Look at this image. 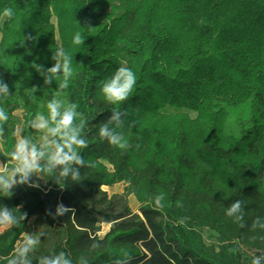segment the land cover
I'll return each instance as SVG.
<instances>
[{"label": "trees", "instance_id": "trees-1", "mask_svg": "<svg viewBox=\"0 0 264 264\" xmlns=\"http://www.w3.org/2000/svg\"><path fill=\"white\" fill-rule=\"evenodd\" d=\"M0 32V78L11 90L0 100L9 114L4 168L13 163L18 127L38 143L28 121L47 113L59 89L32 65L52 67L61 47L73 57L61 98L87 118L81 154L94 164L79 182L33 177L39 187L0 197L27 213L16 226L0 225V264H44L61 251L72 264H264V254L241 247L264 218V0H0ZM77 32L81 46L72 43ZM120 67L136 84L113 105L101 86ZM202 104L210 142L193 150L185 120ZM113 109L127 113L118 129L126 151L99 138ZM119 183L123 194L103 189ZM130 196L141 202L138 212ZM237 200L241 212L228 216ZM59 204L67 209L55 216ZM33 233L44 235L21 255Z\"/></svg>", "mask_w": 264, "mask_h": 264}, {"label": "clouds", "instance_id": "clouds-1", "mask_svg": "<svg viewBox=\"0 0 264 264\" xmlns=\"http://www.w3.org/2000/svg\"><path fill=\"white\" fill-rule=\"evenodd\" d=\"M13 15V9H4V17L11 19ZM84 41L85 37L77 32L72 43L81 46ZM52 59L55 63L50 68L35 63L32 67L43 76L44 84L51 85L53 81H58L59 90L47 102V113H37L33 119L28 121L29 129L42 134L38 143L32 136L24 135V129L19 130V135L14 134L15 144L10 153L13 163L7 168L0 167V197L11 198L14 195V188L20 185L39 187L33 177L54 178L57 183L60 180H63L64 183L68 180L79 182L81 181V169L94 167V164L91 161H86L81 154V150L88 146L85 136L87 118L78 111L76 103L66 102L61 98L73 77V57L61 47L53 53ZM61 74L62 80L60 79ZM135 84V73L127 67H120L109 80L102 84L101 92L108 103L119 105L130 97ZM37 90V86L31 87L29 95L34 98ZM10 94L11 90L8 84L0 78V100ZM126 115V112L113 109L108 121L99 128L101 140H106L111 146L124 151L131 145L118 129L123 127L122 117ZM8 120V112L0 106V138L5 135L4 125ZM163 199V194L156 197L158 207H163L161 203ZM241 204L240 200L232 203L227 215L239 214ZM177 206H181L179 202ZM16 209L19 211V207ZM65 209L67 208L63 204H59L55 216L63 215ZM26 218V212H19L17 215L13 208L0 204V225L16 226ZM42 235L44 233H40L35 238L30 235L22 246L20 254L26 255L35 248L40 243L39 236ZM44 264H72V261L65 252L61 251L59 254L45 257ZM253 264H257L255 258Z\"/></svg>", "mask_w": 264, "mask_h": 264}, {"label": "rangeland", "instance_id": "rangeland-1", "mask_svg": "<svg viewBox=\"0 0 264 264\" xmlns=\"http://www.w3.org/2000/svg\"><path fill=\"white\" fill-rule=\"evenodd\" d=\"M57 23V19L54 18L53 19V24ZM2 40V33L0 32V44ZM59 43H60V39L58 38ZM203 104L200 105L197 109V111H192L189 112V114L187 115V118L185 120V123L188 126V130L190 133V144L193 148V150H196L198 148H202L205 147L206 145L209 144L210 142V135L211 132L208 129L207 123H205L204 117H203ZM19 117H21L20 112L16 113ZM17 135H19V130L20 127L17 128ZM41 133H39V137H38V142L40 140L41 137ZM0 167H4L1 160H0ZM211 167H213V165H211ZM213 169L216 172L215 167H213ZM217 173V172H216ZM217 175H219L217 173ZM109 196H113V195H120L123 194L124 190H125V185H123L122 183L117 184V186L115 187H104L103 188ZM128 203H129V207L132 210V212H138L140 206H141V202L138 201L134 196H130L128 198ZM32 223L35 227V230L38 231L39 227L38 224L36 222L35 219L32 220ZM260 226L256 229L253 230L251 232H249L243 239L241 242V247H242V251L244 253H249L252 250L257 251L261 254H264V218L261 220ZM110 226L107 224H104L102 226V232H101V236L103 237L110 229ZM31 236L33 238H35L37 236V233H33L31 234ZM25 240H27L29 238V235L24 236ZM207 241V240H206ZM209 242V241H207Z\"/></svg>", "mask_w": 264, "mask_h": 264}]
</instances>
